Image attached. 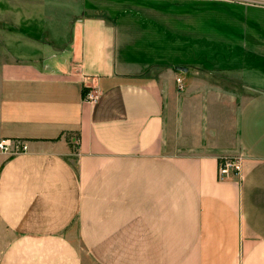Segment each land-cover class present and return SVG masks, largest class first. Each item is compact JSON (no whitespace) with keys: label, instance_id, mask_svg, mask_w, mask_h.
<instances>
[{"label":"crops","instance_id":"0c3cea01","mask_svg":"<svg viewBox=\"0 0 264 264\" xmlns=\"http://www.w3.org/2000/svg\"><path fill=\"white\" fill-rule=\"evenodd\" d=\"M55 1L0 0V264H264V0Z\"/></svg>","mask_w":264,"mask_h":264},{"label":"built area","instance_id":"2783aa9c","mask_svg":"<svg viewBox=\"0 0 264 264\" xmlns=\"http://www.w3.org/2000/svg\"><path fill=\"white\" fill-rule=\"evenodd\" d=\"M177 84L180 90H183V80L177 79ZM85 99L91 103H97L99 98L97 95L88 93ZM0 151L10 156L17 155L27 151V145L24 142H10L8 140L0 141ZM242 171V158L224 157L219 160L218 180L220 182L228 181L232 177H240Z\"/></svg>","mask_w":264,"mask_h":264},{"label":"rangeland","instance_id":"374dc122","mask_svg":"<svg viewBox=\"0 0 264 264\" xmlns=\"http://www.w3.org/2000/svg\"><path fill=\"white\" fill-rule=\"evenodd\" d=\"M56 3H63V2H57V0L55 1ZM55 3V4H56ZM67 4V3H66ZM255 53L259 54L260 58L258 57V55H252L251 57H249V63L252 64H259V63H264V53H261L259 51H254ZM263 54V55H262ZM255 57V58H254ZM254 58V59H253ZM250 74L256 75L255 72H250ZM255 77V76H253ZM256 83H254L255 85ZM264 85L263 83L258 84V86Z\"/></svg>","mask_w":264,"mask_h":264},{"label":"trees","instance_id":"16d2710c","mask_svg":"<svg viewBox=\"0 0 264 264\" xmlns=\"http://www.w3.org/2000/svg\"><path fill=\"white\" fill-rule=\"evenodd\" d=\"M86 95H87V94H86V92H85V97H86Z\"/></svg>","mask_w":264,"mask_h":264}]
</instances>
